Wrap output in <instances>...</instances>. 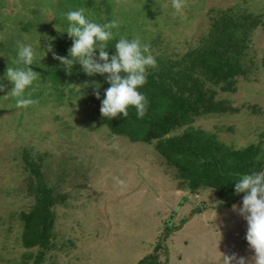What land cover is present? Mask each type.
<instances>
[{
  "label": "rangeland",
  "instance_id": "1",
  "mask_svg": "<svg viewBox=\"0 0 264 264\" xmlns=\"http://www.w3.org/2000/svg\"><path fill=\"white\" fill-rule=\"evenodd\" d=\"M183 3L177 12L172 0H0V77L17 66V42L37 49L30 67L40 74L34 91L25 93L32 91L37 103L27 107H18L17 98L7 94L11 85L0 81V264L24 261L18 215L33 198L19 189L22 155L44 152L52 156L43 165L47 180L70 170L68 155L79 175L76 188L55 186L67 199L54 210L44 264H137L159 243L160 262L168 258V264H224L223 257L232 254L250 260L243 218L211 190H180L153 145L131 144L102 127L91 130L98 124L94 85L100 76H86L79 65L66 74L51 53L44 57L39 49L51 37L56 54L66 56L71 40L61 34L67 29L65 13L83 8L94 22H118L112 41L138 38L156 59L169 63L198 47L224 13L251 15L260 21L249 37L251 73L238 79L235 93L217 96L235 111L200 118L194 126L232 149L256 145L264 151V0Z\"/></svg>",
  "mask_w": 264,
  "mask_h": 264
},
{
  "label": "trees",
  "instance_id": "2",
  "mask_svg": "<svg viewBox=\"0 0 264 264\" xmlns=\"http://www.w3.org/2000/svg\"><path fill=\"white\" fill-rule=\"evenodd\" d=\"M106 9L110 14V7ZM259 25L260 21L251 15L224 13L213 21L210 32L194 50L175 62L156 59L157 67L147 70V83L140 89L148 100L142 119L137 118L133 108H129L127 117L112 120L98 111V124L90 129L102 127L111 136L131 144L153 145L166 167L173 170L180 190L192 193L211 190L228 208L242 202V194H234V182L243 174L264 170V151L256 145L232 149L214 135L196 128L194 123L212 114L235 111L225 101L217 100V96L220 92L235 93L238 79L250 75L249 37ZM115 43L108 42L110 54ZM105 81L106 77L100 76V99L94 101L99 110L104 91L109 87ZM50 158L45 152L33 157L28 153L22 155L20 175L24 178L19 189L33 198V203L18 215L22 226L20 240L26 251L21 264L29 261L44 264L54 236V210L67 199L64 194H56L55 186L73 183L79 176L73 170V157L68 155L64 158L69 161L70 170L58 171L53 181L47 180L43 165ZM8 167L9 164L4 165L5 170ZM87 183L80 186L84 188ZM73 186L77 187L74 183ZM159 247L161 243L137 264H168V258L160 262Z\"/></svg>",
  "mask_w": 264,
  "mask_h": 264
},
{
  "label": "clouds",
  "instance_id": "3",
  "mask_svg": "<svg viewBox=\"0 0 264 264\" xmlns=\"http://www.w3.org/2000/svg\"><path fill=\"white\" fill-rule=\"evenodd\" d=\"M172 7L180 12L183 0H172ZM66 34L71 40V47L66 56H59L54 51L55 39L45 37L46 44L39 49L45 57L51 53L52 58L66 74H71L74 65H79L81 71L88 77L104 76L109 85L101 100L100 113L102 117L114 119L129 115V108H133L138 119H142L148 107V100L140 89L147 83V70L156 68V58L151 54L150 46L142 44L138 38L121 37L109 53L108 42L114 38V29L119 28L116 20L97 23L89 19L83 8L65 13ZM38 51L32 44L17 42V56L14 61L16 67L9 66L0 81H7L11 85L12 97L17 98L18 107H27L37 103L32 99L34 82L40 74L33 71L32 66ZM22 65V67L20 66ZM96 98L100 99L99 84L94 85ZM32 89L27 92L26 90ZM4 91V84L0 82V92ZM6 94V95H7ZM234 194H242L239 207L232 205L236 212L246 222L245 241L249 251L253 254L249 259L235 254L224 256V264H264V170L253 171L241 175L234 182Z\"/></svg>",
  "mask_w": 264,
  "mask_h": 264
}]
</instances>
